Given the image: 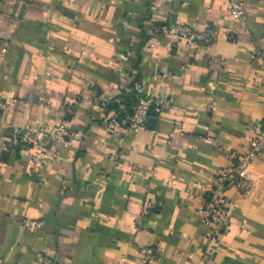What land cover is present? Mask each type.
Returning a JSON list of instances; mask_svg holds the SVG:
<instances>
[{"label":"crops","instance_id":"crops-1","mask_svg":"<svg viewBox=\"0 0 264 264\" xmlns=\"http://www.w3.org/2000/svg\"><path fill=\"white\" fill-rule=\"evenodd\" d=\"M240 1L243 20L230 0H0V136L61 121L82 135L43 168L0 145V264H264V0ZM171 24L215 39L192 47ZM125 78L160 110L111 132L94 97L118 101ZM244 156L250 189L227 186L213 238L206 190Z\"/></svg>","mask_w":264,"mask_h":264},{"label":"built area","instance_id":"built-area-1","mask_svg":"<svg viewBox=\"0 0 264 264\" xmlns=\"http://www.w3.org/2000/svg\"><path fill=\"white\" fill-rule=\"evenodd\" d=\"M230 13L236 19H244L246 10L240 0H230ZM160 31L173 36L176 40H185L192 47L212 45L216 34L213 29L199 31L190 24L163 25L160 27ZM256 54L264 55V53L254 51L252 57ZM125 80L126 83L122 87L118 101L105 93L97 92L94 97V103L109 112L105 126L111 132L119 128H124L128 132L143 130L147 126L154 106L156 112L160 110L154 100L143 95L142 82L133 83L126 78ZM117 103L119 110L112 109ZM67 113H74L72 104L67 106ZM81 137L79 132L69 128L66 121H61L52 129L41 125L5 130L0 136V145L9 150L26 153L35 167L43 168L50 157L57 155L60 148L67 145L69 141ZM253 146L257 153L263 151L264 128L254 140ZM238 160L236 164L220 168L214 185L206 190V203L202 210L208 214L204 222L211 228L213 238L221 236L232 220L233 203L225 194L227 186L236 184L242 194L246 193L251 186L248 174L250 156L240 157ZM150 212L151 210L147 207L143 210L146 215ZM141 252L144 256L142 259L144 263L159 256V251L150 246L142 248ZM42 264H50V261L43 258Z\"/></svg>","mask_w":264,"mask_h":264},{"label":"trees","instance_id":"trees-1","mask_svg":"<svg viewBox=\"0 0 264 264\" xmlns=\"http://www.w3.org/2000/svg\"><path fill=\"white\" fill-rule=\"evenodd\" d=\"M114 110H119V104L117 103L115 106L112 107Z\"/></svg>","mask_w":264,"mask_h":264}]
</instances>
